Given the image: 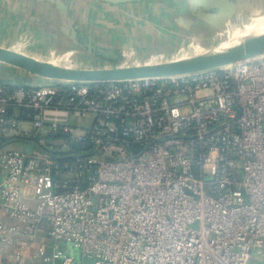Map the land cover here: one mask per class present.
I'll return each instance as SVG.
<instances>
[{"label": "built area", "instance_id": "obj_1", "mask_svg": "<svg viewBox=\"0 0 264 264\" xmlns=\"http://www.w3.org/2000/svg\"><path fill=\"white\" fill-rule=\"evenodd\" d=\"M0 127L25 144L60 137L0 147L11 264H80L77 250L93 264H264V56L166 78L1 83Z\"/></svg>", "mask_w": 264, "mask_h": 264}, {"label": "crops", "instance_id": "obj_2", "mask_svg": "<svg viewBox=\"0 0 264 264\" xmlns=\"http://www.w3.org/2000/svg\"><path fill=\"white\" fill-rule=\"evenodd\" d=\"M231 1L238 13L233 20L243 7L253 12L264 9V0ZM218 13L204 11L191 0H0V48L71 69L153 64L164 54L216 36ZM256 19H264V13ZM98 48L114 51L117 58L103 57ZM0 82L35 87L58 81L0 62ZM75 123L89 127L92 118ZM8 139L7 146L25 151V143ZM27 195L32 199V192ZM19 251L0 250V264H11Z\"/></svg>", "mask_w": 264, "mask_h": 264}, {"label": "water", "instance_id": "obj_3", "mask_svg": "<svg viewBox=\"0 0 264 264\" xmlns=\"http://www.w3.org/2000/svg\"><path fill=\"white\" fill-rule=\"evenodd\" d=\"M192 3L204 10L218 13V31L229 26L238 14L236 5L231 0H191ZM254 46L229 50L224 53H213L190 59H177L162 63L116 67L109 69H71L43 63L19 53L0 48V62L21 69L43 79L61 82H109L146 78H166L195 74L207 70L232 65L240 61L264 56V39H259ZM92 48V45H88ZM97 52L105 58L116 59L112 50L98 48ZM3 85H11L3 82ZM35 87H41L35 86Z\"/></svg>", "mask_w": 264, "mask_h": 264}, {"label": "rangeland", "instance_id": "obj_4", "mask_svg": "<svg viewBox=\"0 0 264 264\" xmlns=\"http://www.w3.org/2000/svg\"><path fill=\"white\" fill-rule=\"evenodd\" d=\"M241 13L239 14V19L234 22V24L225 27L224 29L218 31L216 36H214L210 40H200L197 43H192L190 46H186L184 48H180L174 50V52L170 54H164L161 56L158 63L177 60V59H190L197 56H204L215 53L216 48L222 45L224 42L233 41L234 38V27L240 25L242 22L246 21L247 19L254 17V19L258 18V15L264 13V9H261L259 12H253L250 8L242 9ZM258 14V15H257ZM238 22V23H237ZM233 36V38H232ZM231 38V39H230ZM262 55H255V58H259ZM56 83V82H55ZM1 133V131H0ZM1 136V135H0ZM43 143L47 144L50 143L48 139H44ZM57 145H62V141H57ZM38 151V148L33 144H25V151L32 152ZM64 249V248H63ZM71 250V249H70ZM76 259L80 264H93V261L87 257H84L80 251H74ZM61 262V259H59ZM58 260V261H59Z\"/></svg>", "mask_w": 264, "mask_h": 264}, {"label": "bare ground", "instance_id": "obj_5", "mask_svg": "<svg viewBox=\"0 0 264 264\" xmlns=\"http://www.w3.org/2000/svg\"><path fill=\"white\" fill-rule=\"evenodd\" d=\"M238 19L233 20L230 25L232 26ZM259 39H264V19L250 18L234 27L233 41L224 42L216 48L215 52L224 53L229 50L244 48L246 45L254 46L258 44L256 42Z\"/></svg>", "mask_w": 264, "mask_h": 264}, {"label": "trees", "instance_id": "obj_6", "mask_svg": "<svg viewBox=\"0 0 264 264\" xmlns=\"http://www.w3.org/2000/svg\"><path fill=\"white\" fill-rule=\"evenodd\" d=\"M1 84V82H0ZM7 87V89L9 90H13V89H16V88H19V87H24V88H32V87H29V86H24V85H5ZM9 114L12 115L14 114V111L13 110H9ZM26 113L25 112H22L21 114V120H26ZM0 130H1V127H0ZM60 137L58 136H53V135H49V136H46V137H42V136H37L31 140H28L27 142H29V144H34L38 150H44V147L40 144V141L41 140H44V139H48L50 141V144H52L55 140H58ZM8 138L4 137V136H0V147H2L5 143L8 142ZM48 146V144H47Z\"/></svg>", "mask_w": 264, "mask_h": 264}]
</instances>
